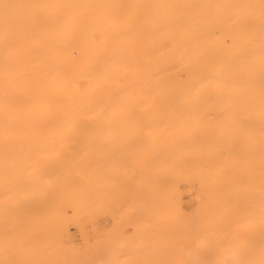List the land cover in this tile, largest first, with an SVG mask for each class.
I'll use <instances>...</instances> for the list:
<instances>
[{
	"label": "rangeland",
	"instance_id": "obj_1",
	"mask_svg": "<svg viewBox=\"0 0 264 264\" xmlns=\"http://www.w3.org/2000/svg\"><path fill=\"white\" fill-rule=\"evenodd\" d=\"M109 2L0 0V264H264V0Z\"/></svg>",
	"mask_w": 264,
	"mask_h": 264
},
{
	"label": "bare ground",
	"instance_id": "obj_2",
	"mask_svg": "<svg viewBox=\"0 0 264 264\" xmlns=\"http://www.w3.org/2000/svg\"><path fill=\"white\" fill-rule=\"evenodd\" d=\"M104 1V0H103ZM85 2V1H84ZM107 2V1H106ZM100 3V2H99ZM108 3L110 4L111 2H109V0H108ZM103 4H106V3H104L103 2ZM103 6V5H102ZM109 7V6H108ZM35 16V15H34ZM58 27V26H57ZM15 30V29H14ZM36 38V37H35ZM38 42V41H37ZM8 48V47H7ZM61 51V50H60ZM66 52H67V50H65ZM6 53V52H5ZM58 53H59V51H58ZM61 53H63V51L61 52ZM60 53V54H61ZM30 65V64H29ZM28 67V66H27ZM26 71V70H25ZM7 72V71H6ZM18 75H19V73H18ZM13 79H15V78H13ZM3 86H7V85H3ZM23 116V115H22ZM26 116V115H25ZM24 117V116H23ZM258 207H260V205H258ZM252 212V211H251ZM250 212V213H251ZM246 215V214H245ZM244 215V216H245ZM71 219V218H70ZM241 220V219H240ZM248 221V220H247ZM87 229H85V231H86ZM65 242V241H64ZM70 243H72V241L70 242ZM75 243V242H74ZM66 244V243H65ZM67 245V244H66ZM63 247V246H62ZM76 247V246H75ZM71 248V247H70ZM62 249V248H61ZM71 249H73V248H71ZM222 252H223V250H222ZM65 253V252H64ZM234 253H237V252H234ZM63 254V253H62ZM220 254H222V253H220ZM221 256V255H220ZM223 256V255H222ZM64 257V256H63ZM222 258V257H221ZM238 259V258H237ZM232 260H233V258H232ZM70 261V260H69ZM228 262V261H227ZM229 262H230V264L232 263L230 260H229ZM87 264V263H86ZM222 264V263H221Z\"/></svg>",
	"mask_w": 264,
	"mask_h": 264
}]
</instances>
